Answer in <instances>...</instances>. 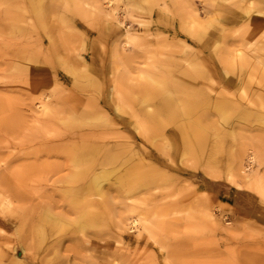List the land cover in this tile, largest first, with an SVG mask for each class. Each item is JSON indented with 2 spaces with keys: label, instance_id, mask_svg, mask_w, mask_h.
Returning <instances> with one entry per match:
<instances>
[{
  "label": "rangeland",
  "instance_id": "1",
  "mask_svg": "<svg viewBox=\"0 0 264 264\" xmlns=\"http://www.w3.org/2000/svg\"><path fill=\"white\" fill-rule=\"evenodd\" d=\"M0 264H264V0H0Z\"/></svg>",
  "mask_w": 264,
  "mask_h": 264
},
{
  "label": "bare ground",
  "instance_id": "2",
  "mask_svg": "<svg viewBox=\"0 0 264 264\" xmlns=\"http://www.w3.org/2000/svg\"><path fill=\"white\" fill-rule=\"evenodd\" d=\"M126 35H128V33H126ZM194 127H195V126H194ZM196 131H197V130H196ZM252 157H253V155H252ZM232 175H233L232 173H229L228 176H232ZM102 182H103V181H102ZM97 184H98L97 186L100 187V185H101L102 183H101V184H100V183H97ZM104 193H105V192H104ZM85 198H86V197H85ZM86 200H87V199H86ZM84 203H88V202H85V201L82 202L83 205H84ZM75 204H76V203H75ZM77 204H78V205H76V206L78 207L80 203H77ZM77 207H75V208H77ZM80 207H84V206L81 205V206H79V208H80ZM79 208H78V209H79ZM81 209H84V208H81ZM81 209H79V210H81ZM80 213H81V212H80ZM77 215H78V214H77ZM80 215H81V214H80ZM78 217H79V216H78ZM79 219H80V218H79ZM134 220H135V219H134ZM71 221H72V220H71ZM135 224H136V223H135Z\"/></svg>",
  "mask_w": 264,
  "mask_h": 264
}]
</instances>
